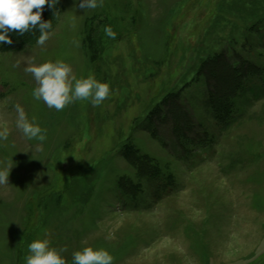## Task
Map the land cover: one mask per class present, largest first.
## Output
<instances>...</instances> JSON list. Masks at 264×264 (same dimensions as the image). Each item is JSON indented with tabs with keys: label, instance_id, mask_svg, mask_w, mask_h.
<instances>
[{
	"label": "rangeland",
	"instance_id": "374dc122",
	"mask_svg": "<svg viewBox=\"0 0 264 264\" xmlns=\"http://www.w3.org/2000/svg\"><path fill=\"white\" fill-rule=\"evenodd\" d=\"M79 3L44 6V45H0V264H26L36 239L67 264L86 246L113 264H264V0ZM57 59L110 96L35 99L24 69Z\"/></svg>",
	"mask_w": 264,
	"mask_h": 264
},
{
	"label": "clouds",
	"instance_id": "9594fccd",
	"mask_svg": "<svg viewBox=\"0 0 264 264\" xmlns=\"http://www.w3.org/2000/svg\"><path fill=\"white\" fill-rule=\"evenodd\" d=\"M102 0H80L82 9H95ZM58 0H0V45L13 43L9 32L18 30L22 35L29 31L38 30L40 35L36 41L44 45L49 39L52 20H42L44 6L54 7ZM36 9V11H33ZM56 15V13H55ZM107 36L115 39L116 33L112 28L104 29ZM25 72L31 73L37 82L33 97L42 100L49 108L63 110L67 105L77 100H90L95 105H101L111 94L110 85L100 82L94 77L76 79L72 76L70 64L64 60L47 61L42 64L27 66ZM18 112L17 127L22 130L29 140L43 142L46 130L42 129L35 120H29L24 109L16 105ZM8 129H0V140H6ZM13 165H9L11 170ZM9 172L0 170V184L9 182ZM66 249L57 250L50 246L47 239H36L28 245L26 264H67L62 254ZM114 257L103 248L92 246L83 247L72 253V264H113Z\"/></svg>",
	"mask_w": 264,
	"mask_h": 264
},
{
	"label": "trees",
	"instance_id": "16d2710c",
	"mask_svg": "<svg viewBox=\"0 0 264 264\" xmlns=\"http://www.w3.org/2000/svg\"><path fill=\"white\" fill-rule=\"evenodd\" d=\"M45 8V7H44ZM33 11H36V9H34ZM51 18V17H50ZM42 20H44V18L42 17ZM45 21V20H44ZM34 31H36V33L35 34H38L39 33V31L38 30H34ZM12 33H14V34H16V35H20V33H19V31L18 30H15V31H11ZM11 32H9V35L11 34ZM33 32V31H32ZM27 33H30V31L29 32H27ZM23 36L25 35V33L24 34H22ZM152 167V166H151ZM153 167H156L155 165H153ZM152 170H155V171H152V172H150V173H148V174H144V175H142V176H154V175H156V172H157V170L156 169H152Z\"/></svg>",
	"mask_w": 264,
	"mask_h": 264
}]
</instances>
